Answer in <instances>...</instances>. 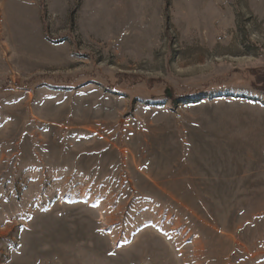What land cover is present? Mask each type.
Wrapping results in <instances>:
<instances>
[{"label":"rangeland","instance_id":"rangeland-1","mask_svg":"<svg viewBox=\"0 0 264 264\" xmlns=\"http://www.w3.org/2000/svg\"><path fill=\"white\" fill-rule=\"evenodd\" d=\"M54 2L42 46L0 0V264H264L157 188L162 142L264 152V0Z\"/></svg>","mask_w":264,"mask_h":264},{"label":"crops","instance_id":"crops-1","mask_svg":"<svg viewBox=\"0 0 264 264\" xmlns=\"http://www.w3.org/2000/svg\"><path fill=\"white\" fill-rule=\"evenodd\" d=\"M16 1L20 9L19 19L21 23L24 21L20 28L22 37L25 40L35 39L34 41H37L39 45H46L44 41L46 37L42 31L40 4L43 1L48 12L55 14L56 10H52L54 0ZM85 2L86 0H77L74 6L80 3L81 9ZM23 9L31 12L32 15L24 19ZM65 11L66 9H63L62 13ZM94 28V31H97V25ZM191 139L193 138L190 136H180L181 141L179 145L175 144L174 148L172 142H169V145H164L162 142L159 150L162 177L158 181V190L174 206L190 212L193 222L201 225L200 230H207L206 238L212 240L210 242H213L216 237H222L230 242L236 238L246 239L249 242L254 239L255 245L257 240L261 244L264 237V197L262 194L264 192V152H261V155L247 156L244 154L245 143L242 145L225 142L212 143L206 138H204L206 141L195 143ZM163 170H165L164 173ZM226 199L229 202L228 206L238 210L233 217L235 225H231L232 227L215 226L218 222L213 218L212 210L211 215H208L206 211L207 214L203 216L200 209L202 207L214 208L218 204L224 206ZM226 223L230 224V221ZM186 231L187 229H182L180 237L184 236V240L191 239L189 247L195 254L194 249L197 243L194 240L199 238L197 234L199 230H189L185 233ZM206 249L207 253L211 252L210 246Z\"/></svg>","mask_w":264,"mask_h":264},{"label":"trees","instance_id":"trees-1","mask_svg":"<svg viewBox=\"0 0 264 264\" xmlns=\"http://www.w3.org/2000/svg\"><path fill=\"white\" fill-rule=\"evenodd\" d=\"M46 38H47V40H49V41H52V42H58V41H53L49 36H46Z\"/></svg>","mask_w":264,"mask_h":264},{"label":"water","instance_id":"water-1","mask_svg":"<svg viewBox=\"0 0 264 264\" xmlns=\"http://www.w3.org/2000/svg\"><path fill=\"white\" fill-rule=\"evenodd\" d=\"M167 96H168L169 98H171L172 95L168 92V93H167Z\"/></svg>","mask_w":264,"mask_h":264}]
</instances>
